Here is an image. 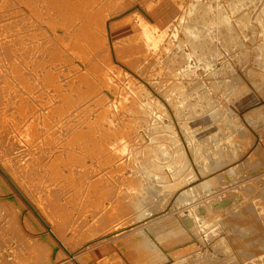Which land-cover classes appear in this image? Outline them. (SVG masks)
<instances>
[{
    "label": "rangeland",
    "instance_id": "374dc122",
    "mask_svg": "<svg viewBox=\"0 0 264 264\" xmlns=\"http://www.w3.org/2000/svg\"><path fill=\"white\" fill-rule=\"evenodd\" d=\"M2 1L0 0V4ZM98 1L101 9L108 5V9L103 10L104 22L94 41L86 39V35L83 34L86 41L84 40L82 47H79L81 51L76 48V57H72L68 51L69 24L61 25L62 23L55 18L53 21L35 22L42 31L41 39L46 52L44 69L50 68L54 75L52 80L60 92H69L72 98L71 110L72 112L74 110L75 114L84 112L85 117L88 115L86 118L91 117L96 121L99 106L95 105L109 106L105 117L107 120L102 121V127L99 125L101 129L99 131L103 136L111 137L106 140L108 145L117 146L124 140L128 147L107 165V167L113 166L119 159L121 167L118 171L116 168H104V177L107 178L104 182L120 177L119 175H121L120 179L122 176L129 179L133 176L139 183L135 184L136 189L132 188L133 182L130 180L125 183H121L122 180H120L118 188L125 195L128 192L137 191L130 198L135 197L136 199L132 200L134 202L139 199L142 206L138 210L132 208L130 214L121 213L117 218L111 219L102 207L107 203L109 205L110 202L114 203L118 198H111L102 205L96 203L85 208L82 203L87 205L88 200H93V193L87 192L86 186L81 184L78 185L82 188L81 195L69 200L67 198L69 193L65 191L70 187H65L59 196L51 198L60 202L58 210L62 213L57 212V217L53 221L50 220L56 225L65 248L59 243H54L57 247L52 253L51 246L45 245L46 250H44L43 242H41L47 239L45 226L42 228L41 225H34L37 215L30 210L23 197L15 191L14 186L0 174V264H264V57L256 60L254 56L256 51L254 46L264 40V35L259 32V26L251 29L234 23V17L242 14V12H236L231 17L233 27H231L230 38L234 39V34L238 37L233 41L234 43L230 41L226 47L224 44L226 36L223 37V43L219 39L222 31L226 34V28L214 23L213 27L210 25V28L206 27L202 30L203 33L209 32L204 40L210 41V46L212 44L211 53L198 60L194 55L191 59H186L184 57L189 53L188 51H193L191 45L195 44V41L186 38L183 31L185 24H193L202 16L213 20L217 13L216 2L228 1L200 0L199 6L190 14L191 16L183 15L181 23L176 18L175 24L172 22L161 30L160 34L164 35L163 43L166 42L163 45L164 48L168 49V53L170 51L174 54L165 65L168 66L166 70L171 73L167 75L168 71L163 73V69L154 67L153 60L161 53L152 54L142 45L148 38L147 31L150 32L151 26L155 23L149 17L151 16L150 5H156L161 0L159 2L158 0ZM184 1L187 0H173L177 5H182ZM263 2L264 0H254L248 3L246 11L248 15L257 11ZM209 4L213 5V9L204 11L205 6ZM2 5L3 3L0 5V11L2 10L0 17L10 16V22L21 23L29 16V9L27 7L24 9L23 6L21 11L16 1L9 0V7L6 9H3ZM132 9H136L137 14L143 17V24H137L134 21L136 18L133 17L120 20V14ZM75 30L76 33L86 31L85 28L81 29L78 23L75 24ZM63 42L66 43L65 47H61ZM238 42L243 46H240ZM167 43L168 45L165 46ZM137 51L140 53L131 56ZM162 54V56L165 55V53ZM177 55L178 58H176ZM101 62L106 66V68L102 67V78L88 77L85 82L84 78L94 71V68L90 69V67L94 65L96 67L97 63ZM186 62L195 64L191 63L190 69L184 71ZM0 65H2L0 70L6 69L2 63ZM206 66L207 68H204ZM168 78H170L169 81ZM139 85L141 89L138 88ZM125 86H128L127 89ZM235 88L239 90V93L233 92ZM223 89H225L224 92ZM43 93V101H39L34 106L35 111L28 114L26 120L40 114L47 115L46 112L55 103V97H53L56 94L55 86L50 84L44 86ZM179 93L182 95L187 93L191 99L203 97L201 101L205 108L201 112L211 113V118L208 115L206 119L209 124L203 127V143L209 145L205 148L206 152L203 151L199 161H196L192 154L181 127V122L184 120L182 117H177L172 105L171 100L176 99ZM98 98L100 102L96 101ZM154 99L159 101L160 109L148 108L147 113L139 106L140 103L144 104ZM123 103V106L120 105ZM52 117L57 121V116ZM166 120L176 137L175 149L180 153L178 158L186 161V169L175 175V169L166 166L171 162V158L168 155H160L159 161L162 168H159L158 172L164 176V179H148L138 173L139 169L134 168L133 163L130 162L129 148L135 146L142 150L140 146L164 141V137H157L158 133L152 130V126L155 122ZM117 125H120V132L126 136L117 134ZM108 128L110 131L107 130ZM63 129L66 130L65 126ZM40 131L42 133L38 131V136L28 141L16 140L14 138L16 134L13 133H10V141H8L6 132H3L2 145L10 148L11 155L25 152L20 153L24 157L28 153L27 163L35 154L34 162L26 167L30 168L38 163V158L40 161H45L52 159L54 153L63 151L61 148H53L54 141L45 140L47 136L45 126H41ZM210 131L215 132L213 138L208 136ZM62 144L67 147L65 142ZM2 145H0V152L5 156ZM227 153L230 155H225ZM203 161L209 165H201ZM93 164L90 167L94 168H91L87 174H94V171L99 169L98 165ZM40 168L45 167L43 165ZM61 168L64 172L71 169L66 165ZM140 182L144 188H141ZM17 184L19 188H22L18 182ZM158 189L162 190V194L157 193ZM184 194L186 195L179 199ZM25 199L35 204V199L29 195ZM220 200H225L222 205ZM116 204L120 206V200ZM194 204L200 205L197 212L201 207L208 212L202 214V222L199 227L193 229L190 226L191 222L189 223V211L194 208ZM141 241H146L151 246H140L141 248L138 249ZM151 247L155 249L154 253ZM231 255L232 260L228 262L227 256L231 257Z\"/></svg>",
    "mask_w": 264,
    "mask_h": 264
},
{
    "label": "bare ground",
    "instance_id": "6f19581e",
    "mask_svg": "<svg viewBox=\"0 0 264 264\" xmlns=\"http://www.w3.org/2000/svg\"><path fill=\"white\" fill-rule=\"evenodd\" d=\"M11 1L18 2L20 9L23 6H24L23 7L24 9L27 7L29 9V16L27 19L22 20L21 23L10 22V16L6 17V18L0 17V63H2L6 68V69L3 68V69H5L3 71L0 70V145H2V143H3L2 142L3 141L2 140L3 139V135H2L3 132H6V135L8 137L5 136V138L7 137L8 141H10V133L16 134V135H14V138L16 140L20 139V140L28 141V140L33 139L35 136H38L39 132H41L40 131L41 126H45V132L47 134L45 140L54 141L53 142L54 144L51 143L54 145L53 148H55V147L61 148V149H63V151L60 150L61 152L58 151V152L54 153L52 159H46L45 161H42V160L40 161L39 160L40 158H38V163L31 166L30 168H26L28 165H30L31 163L34 162L33 161V159L35 157L34 153H33L34 155H32V157L29 159L30 162L27 163V160H26L27 157L26 156L28 155V153L25 154L24 157H22L21 154H23L25 152H23V153L20 152L21 154L20 153H17V154L14 153L11 155L10 154V148L8 146L2 145L3 150L5 152V156H3L0 152V174L12 186H14L15 191L23 197V199L28 204L30 210L32 212H35L34 214L37 215V219L39 221L35 218L36 222H34V225L35 226L41 225V226H43L42 228H44V226H45V232L47 234V239L45 241H41V242H43V245H44L43 249L44 250H46L45 245H50L51 246V252H52L57 247L54 245V243H57V244L59 243L60 246L65 248L64 244L60 240L59 233L56 230V225L52 222L54 220V218L57 217V212L62 213L61 211L58 210L60 202H56V201L52 200L51 199L52 197L59 196L63 192V189L65 187H70L69 190L65 191V192L69 193L67 198L69 200H71V198H74V199L78 198L82 192V188H79L78 185L84 184L87 188V192L93 193V196H92L93 200H88L87 205L85 203H82L83 207H85V208H87V206H91L92 204H96V203L102 205L104 202L109 201L111 198H118L114 201V203L110 202V205H109V203H107L102 207L103 209H105L107 211L108 215L111 216V219H114V218H117L119 216V214H121V213L130 214L132 211V208H135L136 210H138L139 207L142 206L139 199L134 202L132 200L136 199V198L135 197L130 198L131 195H133L137 191L131 192V193L128 192L127 195H125L121 191V189L118 188L119 184H120V180H122L121 183H123V182L125 183L126 181H129V180H130V182H133V186H132L133 189H136L135 184L136 183L139 184V183L133 176L130 179L129 178H123V176H122V178L120 179L121 175H119L120 177H114L113 179H111L107 183L104 182L107 179L106 177H104V173H105L104 168H116L118 171L119 168L121 167L119 159H117L118 161L117 160L115 161L113 166L107 167V165L113 158L119 157L120 152H123L125 149H127L128 145L123 140L117 146H114V145L110 146L111 144L108 145V143H106L107 142L106 140H107V138H111V137L110 136L105 137L99 131V130H101L99 125L102 127V121L107 120L105 117L108 114L107 113V107H109L108 105L107 106L104 104H96L95 105V106H99L97 108L98 113L96 115L97 116L96 121L92 120L91 117L86 118L88 115L85 117L84 116L85 114H83L84 112L81 113L82 115L80 113L75 114L74 110L72 112V110H71V107H72L71 99L72 98L70 97L69 92H65V91L60 92L58 90V86H56L55 82L52 80V76H54V75L51 73L50 68L48 70L44 69V61H45V53L46 52H45V47H44L42 39H41L42 31L39 27H37L38 23H35L37 21H44V20H52L53 21V19L55 18V19L59 20L60 23H62L61 25L66 26L69 24V29L67 30L68 51H69L70 55L72 57H74L76 55V52H75L76 48L80 49L79 47H82L81 45L83 44L84 40L86 41V39H88V40L94 41V39H95L94 37L98 36L99 30L102 27V23L104 22L103 10L105 11L106 9H108V5L104 6V8L101 9V5L98 4V2H99L98 0H11ZM253 1L254 0H228L226 2L222 1L223 3L216 2L215 8L217 10V13L215 15L216 17H214L213 20L206 18L205 16H202L200 19H198V21H195L196 23L194 22L193 24H189V23L185 24V26L183 28L185 36L188 40L195 41L194 42L195 44L191 45L193 51H191V52L188 51L189 53L184 58H186V59L190 58L191 59V57L194 55V56H196V59L198 60V59L205 58L207 55H209V53H211L210 51L212 49L211 48L212 44L210 46V41L204 40L205 36H207L209 34V32L205 31L203 33L202 30L206 27L210 28V25L213 27L214 23H216L219 26H223L226 28V34H223V31H222V33H220L222 36H220L221 38H219V39L222 40V43H223V37L225 38V36H226V38H225L226 40L224 42L225 46L230 41H232V43H234L233 41H235L238 37L236 36V34H234L235 35V36H233L234 39L230 38V36H231L230 33L232 31L231 27H233L232 26L233 19L231 17L236 12H238V13L242 12V14H240V15L237 14L238 16L236 15V17H234V23L242 24L244 27L251 28V29L254 26H259L260 34L264 35V2H263V4H261L258 7L257 11H254V13L249 16L248 13L246 12L247 7H248V3H251ZM158 2H159V0H158ZM199 2H200V0H187L182 5L181 4L177 5L175 2H173V0H161L156 5L155 4L150 5V12L149 13H151V16H149V17L152 18V21L155 23H154V25L151 26V31L150 32L147 31L148 38H147V40L144 38L146 41L143 42L142 45L146 48V50L148 52H151L152 54L157 55L158 53H161V55H157V56L155 55L156 58L153 61L155 62L154 67H158L159 69H163V73H164V71L165 72L168 71V70H166V69H168V66H165V65H166V63H168L170 61V59L174 56V54L170 53V51L168 53V49L164 48L163 45L166 42L163 43L164 39L162 38V36L164 37V35L160 34L161 30L166 28L172 22H174V24H175L174 20L176 18L181 23L183 18H184L183 15L187 14L189 16L190 14H192V12H194L195 9H197V7L199 6V4H200ZM2 3H3V5H2L3 9H6L9 7V0H3L1 2V4ZM210 3H212V2H210ZM205 7L206 8L204 9V11L210 10L213 7V5L209 4ZM1 11H0V14H1ZM21 11H23V10L21 9ZM137 13H138V11L136 9L128 10V11L120 14V20H122V19L126 20L129 17H131V18L133 17L134 19L136 18V20H134V21L137 24L141 25L144 23V19L142 16L138 15ZM77 20H79V21H77ZM76 23H78V25H79V27H81V29H83V28L86 29V31H84L85 33H83V32L76 33V30H75V24ZM65 28H68V27H65ZM138 29H139V26H138ZM163 32H165V31H163ZM252 33H254V31H252ZM83 34L86 35V39H85V35H83ZM143 36H144V34H143ZM145 37H147V36H145ZM238 44H239V42H238ZM167 45H168V43L165 46H167ZM239 45L243 46L242 44H239ZM65 46H66V43L63 42L61 47H65ZM185 49H187V48L185 47ZM254 49L256 50V51H254L255 59L257 60L260 57L263 58L264 57V40L259 41V43L256 46H254ZM81 50L82 49H80V51ZM146 50H145V52H146ZM143 51L144 50H142V52ZM139 53H140L139 51L133 52L131 54V56H135L136 54H139ZM162 53H165V55L162 56L163 55ZM126 56L129 57V55H126ZM176 58H178V55ZM59 61H60V59H59ZM153 61H152V63H153ZM87 63H89V62H87ZM191 63H193V62H186V64L184 65V68H185L184 71H187L190 69ZM224 63H225V61H224ZM97 64L98 65H96V67H95V65H94V67H92V66L90 67V69L94 68V71L91 74L89 73L87 75V77L84 78L85 82L88 80V77H92L95 79H96V77L102 78V75H103L102 67L106 68V66L103 64V62L97 63ZM193 64H195V63H193ZM214 64H216V63H214ZM173 65H174V63H173ZM0 66H2V65H0ZM71 67H72V65H71ZM172 68H173V66H172ZM204 68H207V66ZM0 69H2V68H0ZM169 73L170 72L168 71L167 75ZM208 74H209V72H208ZM231 78H233V77H231ZM156 79H157V77H156ZM166 79H167V77H166ZM169 79L170 78H168V81H169ZM180 79H182V78L180 77ZM228 80H230V79H228ZM154 82H155V80H154ZM233 82H234V80H233ZM158 83H159V81H158ZM167 83H165V84H167ZM204 83H205V81H204ZM49 84L51 86L52 85L55 86V89H56V94H54V96H53V97H55L54 98L55 103L51 106L50 109H48L47 112L44 111L47 113V115L42 116V114L39 113L40 115H37V116L33 117L32 119L26 120V117L28 116V114H32L35 111L34 106L39 101H41V102L43 101L42 98H43V94H44L43 93L44 86H47ZM236 85H237V83H236ZM221 86H223V85H221ZM118 87H119V85H118ZM127 87H126V89H127ZM196 87H199V86H196ZM18 88H20V89H18ZM138 88L141 89V86L139 85ZM188 88H189V86H188ZM216 88H217V86H216ZM224 90L225 89H223V92H224ZM183 91H184V89H183ZM186 91H187V89H186ZM128 92H130V91H128ZM133 92H135V91H133ZM167 92H168V90H167ZM225 92H227V91H225ZM233 92L239 93V90L235 88V89H233ZM122 93H124V92H122ZM130 93H132V92H130ZM138 93L140 94L141 92L139 91ZM164 93H166V92L164 91ZM184 93H185V91H184ZM207 93H209V92H207ZM49 94H51V93H49ZM179 94L177 95L176 99L171 100L172 105L175 108V112H176L177 117H182V120H184L181 122V127L183 129V132L185 134L187 142L191 147L192 154L194 155L196 161H199V158H201L200 156L202 155L203 151L206 152L205 148H207V145H209V144L203 143V140H204V128L203 127L209 124L208 120H206V119L208 118V115L209 116L211 115V113L209 111H207L208 114H207V112H205V113L201 112L203 110V108H205V107H203L204 106L202 103L203 101H201V100H203L202 99L203 97L198 96L195 99H191V97H189V95H187V93H186V95H184V94L182 95V93H179ZM96 101L100 102V98L96 99ZM85 104H86V102H85ZM207 104H208V102H207ZM120 105L123 106L124 103L120 104ZM125 105H126V103H125ZM139 106L141 108H143V110L148 113L149 112L148 108L160 109L161 105H160L158 100L154 99V101H148V102H145L144 104L140 103ZM83 107H84V104H83ZM140 107H138V108H140ZM128 110H130V109H128ZM138 112H140V111H138ZM138 115H139V113H138ZM52 116H55V117L57 116L56 117L57 121ZM58 116H60L61 118H59ZM159 116H160V114L158 115V117ZM210 118H211V116H210ZM63 126H65L66 130L63 129ZM106 126L108 127V125H106ZM117 126H118V128L116 130L118 132L117 134H119L120 136L125 135V134H123V132H120V125H117ZM107 130L110 131L109 128ZM152 130H154L155 133H158L157 137H159V138L164 137V141H161V142L158 141L155 144H145L143 146H140V148H142V150L137 149L135 146L134 147L132 146L131 148H129L130 162L133 163L134 168L139 169V170H137V172L141 173L143 175V177H146L148 179L149 178L164 179V176L160 172H158L159 168H162V164L159 161L160 155H162V156L168 155L171 158V162H169L166 166L174 168L175 169V175L177 174V172L184 171L186 169V161L184 159L180 160L178 158L180 153L175 149V147L177 145V141H176V137H175L173 131L170 128L169 122L167 120L155 122L152 126ZM42 132H43V130H42ZM208 134H210L208 136L212 137V136H214L215 132L210 131V132H208ZM130 137H132V136H130ZM205 140H206V138H205ZM63 142L66 143L67 147L63 146V144H62ZM22 147L25 148V146H22ZM18 148H20V146ZM214 148H216V147H214ZM144 149H146L145 152H144ZM139 150L141 152V156H139V154H140ZM221 150H223V149L221 148ZM212 152H213V150H212ZM38 155H39V153H38ZM225 155H230V154L227 153ZM36 156H37V154H36ZM41 159H43V158L41 157ZM211 161H213V159ZM93 163H95V165H98L99 169L98 170L96 169L94 171V174H90V173L87 174V172H89L91 170V168H94V167H90L91 165H94ZM206 164L209 165L207 162L201 163V165H206ZM43 165L45 168H40V166H43ZM63 165H66L67 168H71V169L64 172L61 170L62 169L61 166H63ZM210 166H211V164H210ZM99 170H100V172H97ZM152 173H154V175H151ZM17 182L21 185L22 188H19V185L17 184ZM15 185H17V187ZM141 185H142V182H140V186ZM141 188H144V185H142ZM156 191L158 194H162L161 189H158ZM52 192H54V194H52ZM27 195H29L30 197L35 199V204H32V203H30L31 201L25 199V197ZM185 195L186 194L182 195L179 199H181ZM86 197H88V196L86 195ZM119 197H120V199H119ZM27 199H29V198H27ZM119 200H120V206L118 204H116ZM224 201L225 200H223V201L220 200L219 202L222 205ZM247 201H248V199H247ZM70 206L74 207L76 205H70ZM193 207L194 208L191 211H189V213H190L189 223L191 222L190 226L194 229L196 227H199L200 222H202L201 221V218L203 216L202 214H205V212H208V210H205L203 207H201L200 211L197 212V210H199L198 208H200V205L194 204ZM257 207H260V206H257ZM246 209H247V207H246ZM258 209H260V208H258ZM245 211H247V210H245ZM50 220H52V221H50ZM212 230H214V229H212ZM164 231L166 232V230H164ZM217 233H218V231H217ZM233 236H235V235H233ZM52 238L55 239V241ZM166 240H168V239H166ZM140 246L141 247H144V246L150 247L151 245L146 241H141L138 245V249L141 248ZM227 249H228V246H227ZM227 249H226V252L228 253ZM153 251H155V249L152 248V252ZM164 253H166V252H164ZM159 257H160V255H159ZM165 257H166V255H165ZM233 258H235V256ZM261 258H262V256H261ZM218 260H220V259H218ZM227 260H228V262H230L232 260V255H231V257L227 256ZM155 261H157V260H155ZM162 264H166V263H162Z\"/></svg>",
    "mask_w": 264,
    "mask_h": 264
}]
</instances>
